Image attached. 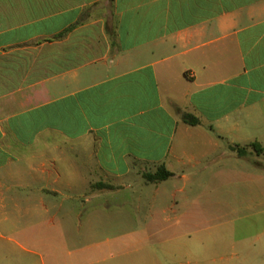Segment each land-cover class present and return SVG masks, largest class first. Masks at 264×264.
<instances>
[{"label":"crops","instance_id":"0c3cea01","mask_svg":"<svg viewBox=\"0 0 264 264\" xmlns=\"http://www.w3.org/2000/svg\"><path fill=\"white\" fill-rule=\"evenodd\" d=\"M253 127H264V0H0V264H236L232 237L207 248L163 226L175 210L160 197L186 169L244 174ZM159 164L172 175L148 182L145 230L126 232L129 215L109 216L108 201L86 198L91 214L73 217L58 199L74 185L64 174L99 175V198Z\"/></svg>","mask_w":264,"mask_h":264},{"label":"rangeland","instance_id":"374dc122","mask_svg":"<svg viewBox=\"0 0 264 264\" xmlns=\"http://www.w3.org/2000/svg\"><path fill=\"white\" fill-rule=\"evenodd\" d=\"M251 130H257L258 140L264 147V127H253ZM254 150H249L248 160H235L236 169L245 171V173L238 175L236 178H231L227 183H222L220 179L218 181L208 171L195 175L191 169L185 170L188 180H167L164 186L168 187L162 192L160 198L163 199V205L173 203L175 212L169 210L166 214H163L170 217V221L163 222L162 225H171L174 233L185 232L187 229L192 237L190 242L195 241L194 245H200L194 238L201 235L206 238L220 236V234L232 237L234 250L237 251V254H240V256L236 254L231 257L233 262L240 264L243 259L245 264H264L263 256H253L255 250L264 248V154L258 156ZM62 151L66 156L72 157L68 148L62 149ZM76 162L82 164L84 161L80 157ZM86 163L87 167H94L92 161H86ZM79 169L85 171L83 166ZM154 171L155 169L148 168L143 170L139 176L134 172L136 174H130L126 178L129 186L118 188L115 191L105 190L99 198L94 195L95 192L91 190L90 185L92 181L94 183L99 181V175L95 173L87 176L64 174L61 178L62 182L66 178H71L74 185L70 188L60 186L62 196L58 199L63 200L66 198L65 200L73 206L71 208V211H73L71 216L73 217L79 209L84 215L91 214L92 207H86L85 210H82L81 207L86 198H90L91 202L108 201L109 208L106 214L116 216L119 211H123L124 215H129L124 226L126 232H132L137 227L145 230L152 224L149 219V206L154 196L155 186L145 180L143 173ZM248 186H253V188ZM180 188H183V190H179ZM36 196L37 193L31 194L30 201L35 200ZM138 202L140 203V208L137 209L139 212L135 213ZM184 213L189 214V220L193 217H197L199 220H190L188 223H183L180 215ZM135 214L139 216L134 221L132 217ZM45 231L55 232V229L46 227ZM260 234L261 238L259 239ZM226 239L228 242L229 239ZM2 241L0 240V242ZM206 241V247L212 248L213 246H219L220 240L213 242L209 238ZM124 242L125 246H133V240H124ZM156 244H159V240L156 241ZM142 245H149L148 241L142 243ZM172 245L175 247V242ZM69 247L71 248L70 245Z\"/></svg>","mask_w":264,"mask_h":264},{"label":"trees","instance_id":"16d2710c","mask_svg":"<svg viewBox=\"0 0 264 264\" xmlns=\"http://www.w3.org/2000/svg\"><path fill=\"white\" fill-rule=\"evenodd\" d=\"M183 120L186 123L189 124H198L199 123V119L191 114H184L183 115ZM248 146H252L256 152L261 153L263 151V148L260 144H256L255 142L247 144ZM245 147V146H243ZM232 149H235L237 151L238 154H242V146L239 145H232L231 146ZM172 174L171 172H169L163 164H159L157 165L156 169L154 172H145L143 173V177L145 178L146 181L148 182H159L162 180L167 179L168 177H170ZM98 186H103V187H107V188H112V184H106V183H99L97 184Z\"/></svg>","mask_w":264,"mask_h":264}]
</instances>
